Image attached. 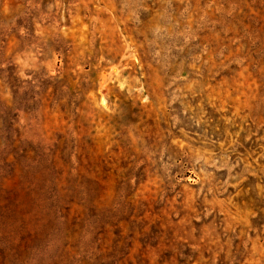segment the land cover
Segmentation results:
<instances>
[{"label":"clouds","instance_id":"9594fccd","mask_svg":"<svg viewBox=\"0 0 264 264\" xmlns=\"http://www.w3.org/2000/svg\"><path fill=\"white\" fill-rule=\"evenodd\" d=\"M0 264H264V0H0Z\"/></svg>","mask_w":264,"mask_h":264}]
</instances>
